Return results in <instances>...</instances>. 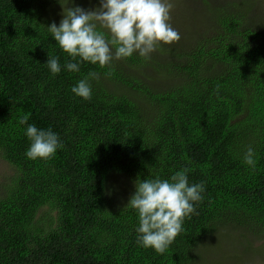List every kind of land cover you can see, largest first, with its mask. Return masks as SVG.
Returning <instances> with one entry per match:
<instances>
[{"label":"trees","instance_id":"trees-1","mask_svg":"<svg viewBox=\"0 0 264 264\" xmlns=\"http://www.w3.org/2000/svg\"><path fill=\"white\" fill-rule=\"evenodd\" d=\"M63 4L0 0V157L16 173L0 194V264H202L219 230L264 234V25L219 2L215 30L194 46L180 36L142 59L171 77L148 87L110 65L67 71L70 57L47 28ZM134 55L124 60L140 64ZM89 72L99 76L84 100L71 88ZM28 124L63 147L27 158ZM249 147L254 168L243 160ZM185 168L190 185L204 184L196 211L164 253L139 246L137 213L126 207L135 182Z\"/></svg>","mask_w":264,"mask_h":264},{"label":"clouds","instance_id":"clouds-1","mask_svg":"<svg viewBox=\"0 0 264 264\" xmlns=\"http://www.w3.org/2000/svg\"><path fill=\"white\" fill-rule=\"evenodd\" d=\"M72 4L73 0H64L59 26L53 23L47 27L61 51L70 57L65 65L69 72H78L81 63L105 67L134 53L148 59L161 46L180 39L179 32L169 23L173 7L170 0H99V7L91 10ZM45 64L54 75L61 71L57 57H48ZM98 76L89 72L71 92L84 100L91 99L89 79ZM29 116H21L19 123L27 124ZM25 135L30 141L26 157L32 160H47L63 147L51 129L28 124ZM254 155L249 147L243 157L244 163L253 168ZM188 171H177L170 179L135 182L134 194L126 207L137 213L139 246L164 253L183 230L184 220L196 211L194 205L202 200L205 188L203 182L190 185Z\"/></svg>","mask_w":264,"mask_h":264},{"label":"rangeland","instance_id":"rangeland-1","mask_svg":"<svg viewBox=\"0 0 264 264\" xmlns=\"http://www.w3.org/2000/svg\"><path fill=\"white\" fill-rule=\"evenodd\" d=\"M170 2L173 5L170 12V25L179 32L180 36L188 37L191 35L193 37V40L190 37L189 40L185 41L181 38L182 46H185V43L189 41L194 46L200 41V36L210 34L209 26L213 31L215 30L216 27L210 23H213L217 18L216 7L219 2L226 4L227 7L236 4L238 10L244 12L246 18L252 19L255 26L257 24L258 26L264 25V0H170ZM79 4L88 7L86 10H91L99 7V0H73L72 6L80 7ZM61 13L62 9L54 12L53 20L58 25L62 19ZM200 24L204 26L201 27ZM158 50L150 56L158 55ZM133 56L135 57L134 54ZM142 59H140V64H130L122 59L113 60L109 65L117 69L131 82L135 80L148 87L154 83L166 84L168 78H171L162 79V76L151 68L152 62L146 64V60L143 61ZM115 87H120V85L115 82L111 88ZM128 95L139 104L143 102L142 96L138 93L129 91ZM14 176H16L14 169L0 157V194L8 185H11ZM246 239H248L247 242ZM205 246L202 264H264V234L256 237L254 234L251 236L244 235L241 230L225 229L224 232L219 230L218 235H212V240L207 239ZM247 246L251 248L250 251L245 249Z\"/></svg>","mask_w":264,"mask_h":264}]
</instances>
